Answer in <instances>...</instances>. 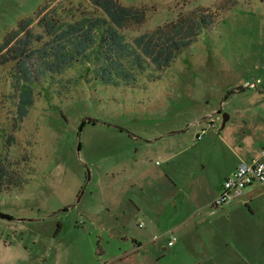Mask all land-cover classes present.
Returning a JSON list of instances; mask_svg holds the SVG:
<instances>
[{"label": "rangeland", "instance_id": "rangeland-1", "mask_svg": "<svg viewBox=\"0 0 264 264\" xmlns=\"http://www.w3.org/2000/svg\"><path fill=\"white\" fill-rule=\"evenodd\" d=\"M116 1L144 12L119 28L130 38L196 8L212 23L129 85L65 88L78 65L38 79L27 59L21 118L22 46L0 53V264H264V194L231 215L212 205L223 170L264 147V0ZM88 15L106 17L94 0H0V44L31 17L26 55L44 22Z\"/></svg>", "mask_w": 264, "mask_h": 264}, {"label": "trees", "instance_id": "trees-1", "mask_svg": "<svg viewBox=\"0 0 264 264\" xmlns=\"http://www.w3.org/2000/svg\"><path fill=\"white\" fill-rule=\"evenodd\" d=\"M94 1L103 9L106 17L88 15L70 21H46L43 25L48 40L27 51L26 55L22 53L27 42L18 36L33 22L31 17L22 20L18 28L9 32L0 44V53L10 48L12 50L13 41L17 42L18 47L22 46L18 53L24 56L16 63L18 72L13 83V94H18L16 106L20 118L27 114L33 102L34 75L27 59L39 63L36 71L38 79L55 78L66 69L78 65L77 77L66 79L65 88V84L79 79L129 85L135 83L137 75L149 66L158 72L166 69L212 23L206 9L196 8L130 38L119 28L131 19L141 22L145 17L144 12L123 6L116 0ZM84 123L85 120L78 130ZM0 176L6 177L2 160Z\"/></svg>", "mask_w": 264, "mask_h": 264}, {"label": "built area", "instance_id": "built-area-1", "mask_svg": "<svg viewBox=\"0 0 264 264\" xmlns=\"http://www.w3.org/2000/svg\"><path fill=\"white\" fill-rule=\"evenodd\" d=\"M201 135L202 133H199L197 137L200 138ZM254 182L264 187V147L259 149L258 157L238 162L235 169L221 182L212 205L218 207L227 204L232 198L240 196L242 190ZM174 241L175 238L172 237L168 240V245H173Z\"/></svg>", "mask_w": 264, "mask_h": 264}, {"label": "crops", "instance_id": "crops-1", "mask_svg": "<svg viewBox=\"0 0 264 264\" xmlns=\"http://www.w3.org/2000/svg\"><path fill=\"white\" fill-rule=\"evenodd\" d=\"M259 156V150H257V153L255 156H253L252 158H249L247 161H250L256 157ZM239 161H237L233 166H230L229 168H226L225 170H223V173L221 174V179L218 182H216L213 185V190H214V198L216 197L218 190H219V186L221 184V182L223 181V179L228 176L237 166ZM262 194H264V187L262 185H260L257 182L252 183L251 185H248L244 188V191H242L240 196H236L234 198H232L227 204L223 205V209L225 211H227L229 213V215L233 214V212L239 210L241 207L239 205V203L241 202L240 198L244 197L243 201H255L258 197H260ZM214 198H212L214 200ZM212 200V202H213ZM248 202V203H249ZM250 206V205H249ZM250 209L252 210V206H250ZM169 240V239H168ZM167 245H168V241H167ZM169 246V245H168ZM127 254V252H124L123 254H120L118 256V259L123 258L125 255ZM115 261V260H114ZM114 261H111V263H113Z\"/></svg>", "mask_w": 264, "mask_h": 264}, {"label": "water", "instance_id": "water-1", "mask_svg": "<svg viewBox=\"0 0 264 264\" xmlns=\"http://www.w3.org/2000/svg\"><path fill=\"white\" fill-rule=\"evenodd\" d=\"M218 112H219V111H218ZM226 118H227V115L224 114V115H223V120H226ZM85 120H90V121H92V119H90V118H86ZM87 177H88V171H87Z\"/></svg>", "mask_w": 264, "mask_h": 264}]
</instances>
